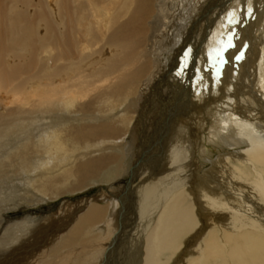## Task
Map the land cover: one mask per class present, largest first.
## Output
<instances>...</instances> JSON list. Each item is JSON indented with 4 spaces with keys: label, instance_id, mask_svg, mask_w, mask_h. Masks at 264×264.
I'll return each mask as SVG.
<instances>
[{
    "label": "bare ground",
    "instance_id": "1",
    "mask_svg": "<svg viewBox=\"0 0 264 264\" xmlns=\"http://www.w3.org/2000/svg\"><path fill=\"white\" fill-rule=\"evenodd\" d=\"M21 4L0 0V190L53 200L127 172L129 156L125 189L141 180L126 204L112 190L111 208L101 193L44 217L30 230L41 240L16 234L26 219L9 226L0 246L14 256L0 264H95L111 210L144 224L138 264H264V0ZM172 132L168 160L148 170ZM196 149L210 166L187 187Z\"/></svg>",
    "mask_w": 264,
    "mask_h": 264
},
{
    "label": "rangeland",
    "instance_id": "2",
    "mask_svg": "<svg viewBox=\"0 0 264 264\" xmlns=\"http://www.w3.org/2000/svg\"><path fill=\"white\" fill-rule=\"evenodd\" d=\"M16 1L21 4V2L23 3L27 1H30L31 3H33L36 0H16ZM31 7H30V10L32 11L33 9ZM40 32H42V30ZM222 67H223V64H222ZM216 85L217 87L221 88L220 83H216ZM3 94L4 93H2L1 95L0 93V99H2L1 96H5ZM178 135H180V132L178 134H174L172 132L170 136L174 138L171 141H167L168 138L166 140L162 139L163 137L162 135L161 137L162 143L160 144V147L155 149V151L149 157L144 158L146 160L145 167H147V169L149 168L151 171L155 170L158 166H160L158 163L162 161L161 158H166L168 160L170 153L174 150V148L176 147L175 145L177 141L179 140V138H177ZM204 143L206 142L205 141L199 142V138L195 139V142L192 148L194 146L203 145ZM133 145L138 148L137 142L134 143ZM187 145L190 146V144H187ZM143 147H145V154H147V146L144 145ZM199 156L200 154L197 152V149H196L194 150V157H193L194 164H189L187 162H183L181 164V167L187 164V166L190 169V172H192V176L188 178L185 184L187 185V187H190L192 182H197L198 180L203 178L205 176V170L210 166L209 158L204 159V158H200ZM127 158H128V160L126 159L128 162V167L126 170L127 172L122 173L121 175H116L114 174L113 171L115 172L118 171V168L115 165H113L109 169H105L102 172H100L99 173L100 175L98 178L96 177L92 181L87 182L86 188L80 191L72 192V193H65L53 200L42 201L43 199H41L38 195L34 197H28L23 193H18L20 190H25V188L21 186L18 187L17 190H11V191L0 190V206H2V208L4 209V211H0V235L9 226L21 223L24 219H26L27 221L25 220L26 223L24 224V226H22L21 228H18L19 230L16 229L15 231L16 234L17 235L23 234L24 236L26 235L25 239L27 240H30L33 238L40 239L42 238L41 236L43 234L42 230L38 231V234L36 236L34 235L32 236V234L30 235V230L32 229L34 230V228L36 229L40 228L42 219L44 217H48L50 214L53 215L58 212L72 210L76 205H80L81 202L84 201L85 198L88 196H95V195L100 196L101 193L106 195L108 197L107 202L102 201L99 203H102L103 205L110 203V208H111V204L113 200L107 193L109 191L116 190V191L122 192L124 196V198L122 197V199H125L124 204L128 203L132 195H134L135 189L139 187L138 183L141 180V178L134 181L132 183L131 188L125 189V185H127L130 180L129 170L132 169L133 164L135 163L132 157L130 158L129 156ZM159 159H161V161ZM155 161H157L156 167L154 166ZM138 177L139 176H137V178ZM207 215L210 218L212 217L211 213ZM127 216H128V212H126L122 218H127ZM54 217L55 215L53 216V218L51 217L49 220L51 225H49L48 223H44L43 226L48 225V228H50L53 225V223H56L54 221L58 220L57 217L55 219ZM219 217H218V220L223 221L224 218L221 216ZM132 218H134V222L135 220H137V211L136 213H134V215H132ZM207 218L208 217H203V220L205 221ZM34 219L36 221L34 223H31L30 221ZM51 219L52 220L54 219V220L51 221ZM110 220H111L110 226L100 227L99 228L100 231H98V233H101L102 235L109 234L108 244L106 245L103 251V254H101L100 252L98 257L93 256L92 261H94L95 264H134V263L138 264L141 257L144 254V251H143L144 236L142 238L138 237V235L144 229V224L138 221H136V223L133 225L130 223L122 224L120 223V219L117 223L116 218H112V210L110 214ZM28 221L31 223V225ZM116 223H117V226H116ZM37 226L39 227L37 228ZM23 231H25L26 233H24ZM96 233L97 232H93L94 235ZM53 238L54 237H52V239ZM118 238L121 239V243L118 246H116V242ZM199 243L200 242L196 241L193 248L195 247L197 248V245ZM14 246H22V245L20 244L19 241H17ZM183 247L184 245H182L181 249H183ZM5 248L6 247L4 245L0 246V249H2V251H0V263L3 260H8L10 257L14 256V255H10L9 250L7 252V249L5 250ZM120 254H122V258L120 257ZM186 257L187 256L184 254L182 259L179 260L180 262L177 263L175 255H171L170 264H185ZM39 263L40 262L36 264H39ZM11 264H19V263L12 262ZM22 264H27V263H22ZM31 264H35V263H31ZM79 264H81V262Z\"/></svg>",
    "mask_w": 264,
    "mask_h": 264
},
{
    "label": "snow or ice",
    "instance_id": "3",
    "mask_svg": "<svg viewBox=\"0 0 264 264\" xmlns=\"http://www.w3.org/2000/svg\"><path fill=\"white\" fill-rule=\"evenodd\" d=\"M251 10L249 9V12H250ZM230 16H233L234 15V13H230L229 14ZM231 22V21H230ZM232 45L229 43V45H228V47H231ZM219 54V53H218ZM188 55V52H185V56H187ZM240 57L238 56L237 57V59H239Z\"/></svg>",
    "mask_w": 264,
    "mask_h": 264
}]
</instances>
